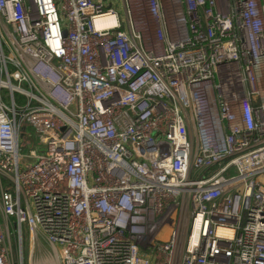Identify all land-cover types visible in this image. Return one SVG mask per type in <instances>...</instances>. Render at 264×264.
Listing matches in <instances>:
<instances>
[{
  "label": "built area",
  "instance_id": "obj_1",
  "mask_svg": "<svg viewBox=\"0 0 264 264\" xmlns=\"http://www.w3.org/2000/svg\"><path fill=\"white\" fill-rule=\"evenodd\" d=\"M23 228L58 264H264V0H0V264Z\"/></svg>",
  "mask_w": 264,
  "mask_h": 264
},
{
  "label": "rangeland",
  "instance_id": "obj_2",
  "mask_svg": "<svg viewBox=\"0 0 264 264\" xmlns=\"http://www.w3.org/2000/svg\"><path fill=\"white\" fill-rule=\"evenodd\" d=\"M118 12L121 15L119 10ZM30 134L34 141V134L32 132H30ZM29 149L28 147L22 150V152L28 153ZM15 262L16 264H58L55 256L50 251V246L41 236H39L38 241L35 242L33 246H28V236L25 228H23V254L21 261L18 256Z\"/></svg>",
  "mask_w": 264,
  "mask_h": 264
},
{
  "label": "bare ground",
  "instance_id": "obj_3",
  "mask_svg": "<svg viewBox=\"0 0 264 264\" xmlns=\"http://www.w3.org/2000/svg\"><path fill=\"white\" fill-rule=\"evenodd\" d=\"M113 24H114L113 18L102 17L96 21L97 28L111 27Z\"/></svg>",
  "mask_w": 264,
  "mask_h": 264
},
{
  "label": "crops",
  "instance_id": "obj_4",
  "mask_svg": "<svg viewBox=\"0 0 264 264\" xmlns=\"http://www.w3.org/2000/svg\"><path fill=\"white\" fill-rule=\"evenodd\" d=\"M106 4H107V5H110V2H109V1H107V2H106Z\"/></svg>",
  "mask_w": 264,
  "mask_h": 264
}]
</instances>
